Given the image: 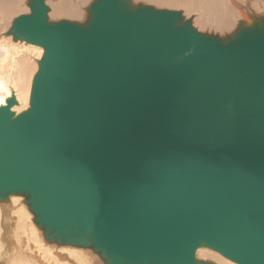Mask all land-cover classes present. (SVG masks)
I'll list each match as a JSON object with an SVG mask.
<instances>
[{"label": "water", "instance_id": "obj_1", "mask_svg": "<svg viewBox=\"0 0 264 264\" xmlns=\"http://www.w3.org/2000/svg\"><path fill=\"white\" fill-rule=\"evenodd\" d=\"M28 6L6 35L44 52L28 108L0 105V201L105 264H264V15L220 36L133 0Z\"/></svg>", "mask_w": 264, "mask_h": 264}, {"label": "rangeland", "instance_id": "obj_2", "mask_svg": "<svg viewBox=\"0 0 264 264\" xmlns=\"http://www.w3.org/2000/svg\"><path fill=\"white\" fill-rule=\"evenodd\" d=\"M47 1H48L47 4L51 10L52 9L51 7H53L51 2L53 0L52 1L47 0ZM54 1H53V3H54ZM92 1L89 0V1H87V4L85 3V6H83V9L85 10V11L83 10L85 15L80 19H74V18H70V17L67 19L64 16L58 17V19H57L56 17H52V15H50L51 14L50 11H49V13H50L49 18L51 19V21H60L63 19H67L70 21L84 22L87 18V7L89 6V4ZM239 1H240V3L242 2V0H239ZM255 1L256 0H249V1L243 0V2L241 3L243 5V9L245 8L244 10H246L247 14L250 13V14H256V15H264V6H263L264 0H261L260 3H259V0L257 1L258 3H256ZM262 1H263V3H262ZM133 2L135 3V2H137V0H133ZM252 2L255 5L252 4ZM20 3H21L20 11L12 14V16H10V18L7 19L6 22L5 21L3 22L0 20V41L3 42V40H4V43H7V44L13 45V46L17 45V48L19 46L20 49L24 50V51H22L23 53H25V52L28 53L27 56H29L28 57L29 58V67H28V70L23 75L24 85H25V87H27L28 84H29V86L32 85V80H33L32 78H33L34 73H36V71L38 70V60L41 58V56L39 55L38 51L33 52L34 51L33 49L32 50L28 49L29 51L26 50V48L24 49L23 47H25V46L23 45V43L25 44L26 43L25 41L24 42L20 41V40H18L20 42L14 41L12 35H9V36L5 35L6 32L9 30V28L11 27L14 18H16L19 15L26 14L27 12L29 13V11H31L30 7L28 6V0H21ZM137 3L153 5L157 8L160 7L163 9L165 8V9H170V10L184 11L186 13L185 16L187 18H190V17L193 18L194 26L197 29L199 28L198 25L195 24V20H196L195 18L198 15L196 13L195 14L192 13V15H188L184 8L182 9V8L166 6V5L165 6H159V5H156L153 3H149L145 0H139ZM240 20H244V18H243V16H241L239 13L236 12V16L234 18V26L229 31H226V33L214 31V30H211L208 28L202 29V30L199 29V30L202 32L219 34L220 36H226L227 34H231L236 29ZM19 43H21V45ZM14 47H16V46H14ZM30 80H31V84H30ZM30 90H31V87H30ZM17 106H19V105L14 106V108ZM28 106H29V103H28L27 107ZM22 109H24V107H22ZM21 197H23V196H21ZM22 199H24V197ZM8 203H10V202L9 201H6V202L0 201V264H105L103 259L97 253L94 254V252H91L92 250H90V249L75 247L77 249H82V250H78L77 252H75L73 250L69 251V250L63 248V247H67V246H64V245L58 246L56 243L51 244V243L46 242L44 239L43 232L34 222L33 214L28 208H27L28 209L27 213L20 210L21 213H23V214L20 213L21 216L23 215L22 216L23 220H22V223L17 224V219L19 218V215H16L17 216L16 217L14 211L19 210L21 207L19 206L18 209L11 211L10 209H8V207H6ZM4 204L6 206L3 207ZM21 204H25L24 200L21 201ZM26 207H28V206L26 205ZM33 230H34V232L36 231L37 233H39V240L42 242L39 243V240L37 241V238L35 237L36 235L33 232ZM30 236H31V240H29ZM29 243H30V245H29ZM39 245H40V247H39ZM26 248H27V250H26ZM83 250L86 251L87 253H85ZM36 251H38V252H36ZM207 252L208 251L204 250V249H202L200 251L198 250V253H197L198 258L201 260H210V261L215 262L216 264H220V263L224 264L223 261H225V262L228 261L227 259L225 260V258L222 255H220L219 253H216V255L219 257L210 259V257L207 255ZM27 253H29V254L35 253V255H37V256H31V254L29 255ZM88 253H89V255H88ZM35 257H37V258H35Z\"/></svg>", "mask_w": 264, "mask_h": 264}, {"label": "bare ground", "instance_id": "obj_3", "mask_svg": "<svg viewBox=\"0 0 264 264\" xmlns=\"http://www.w3.org/2000/svg\"><path fill=\"white\" fill-rule=\"evenodd\" d=\"M53 1L51 2L53 5V7H51L52 9L50 10L51 14L49 13L50 15H52V17H56L58 19V17L64 16L67 19L69 17L74 18V19H80L85 15L84 14L85 10L83 9V6H85V3L87 4V1H89V0H55L54 3H53ZM138 1L139 0H137V2ZM145 1L159 5V6H165L166 5V6H172V7L182 8V9L184 8L188 15H192V13H194V14L196 13L198 16L195 18L196 19L195 24L198 25V27H199L198 29H200V30L208 28V29H211L214 31L226 33V31H229L234 26V18L236 16V12L239 13L241 16H243L244 20L250 15V13L247 14L246 10H244L245 8L243 9V5L241 4L243 2V0L241 3L239 0H145ZM257 1L258 0H256L255 2L258 3ZM260 1L261 0H259V3H260ZM20 2H21V0H0V20L3 22L4 21L6 22V20L9 19L10 16H12V14L20 11V8H21ZM137 2H135V3H137ZM262 3H263V1H262ZM252 4H254V3L252 2ZM29 13H30V11H29ZM183 14L185 15L186 13L183 11ZM18 42H20V41H18ZM19 44L21 45V43H19ZM23 45L25 46L23 48L24 49L26 48V50H28V49L32 50L33 49L34 50L33 52L38 51L39 55L42 57L43 52H44V49L42 47L37 46V45H33V44H29V43H25V44L23 43ZM14 46H16V47H14ZM14 46L9 45L7 43H4V40H3V42L0 41V105L5 104L6 99L11 96L12 92H15L16 96L19 100V106L15 107L14 110H16V112L19 113L22 110H25L26 108H28L27 105L29 103V98H30V91H31L30 87H31V85L29 86V84H28V86L25 87L24 79H23V75L25 74V72L28 70V67H29V58H28L29 56H27L28 53H26V52L23 53L22 51H24V50L20 49L19 46H18V48H17V45H14ZM34 75H35V73H34ZM34 75H33V77H34ZM30 84H31V80H30ZM22 107H24V109H22ZM22 198L23 197H21L19 195H12L10 197V201H9L10 203H8L7 206L5 204L3 205V207L6 206L11 211L18 209L19 206L21 207L19 210L14 211L15 216L19 215V218L17 219V224L22 223V220H23L22 219L23 215L22 216L20 215L21 211L27 213V211L29 209L28 207H26L27 204L25 202V198L24 199H22ZM22 200H24V203L26 205L21 204ZM21 214H23V213H21ZM33 232H34V230H33ZM34 233H35V235H36L35 237L37 238V241H38L39 240V233H37L36 231ZM29 240H31V236H30ZM40 242H42V241L39 240V243ZM29 245H30V243H29ZM39 247H40V245H39ZM63 248L67 249L69 251L73 250L75 252H77L78 250H82V249H77L78 247L73 248L70 246L63 247ZM202 249L208 251L207 255L210 257V259L219 257L216 255V253H218L216 251L210 250L208 248H200L199 251ZM26 250H27V248H26ZM36 252H38V251H36ZM84 252L87 253L86 251H84ZM91 252H93V251H91ZM27 254H29V253H27ZM88 255H89V253H88ZM31 256H37V255H35V253H33V254H31ZM35 258H37V257H35ZM226 259L227 258H225V260ZM227 260H228L227 262L223 261L224 264H236L229 259H227Z\"/></svg>", "mask_w": 264, "mask_h": 264}]
</instances>
